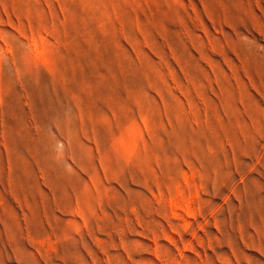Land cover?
Wrapping results in <instances>:
<instances>
[{"label":"rangeland","instance_id":"374dc122","mask_svg":"<svg viewBox=\"0 0 264 264\" xmlns=\"http://www.w3.org/2000/svg\"><path fill=\"white\" fill-rule=\"evenodd\" d=\"M0 264H264V0H0Z\"/></svg>","mask_w":264,"mask_h":264}]
</instances>
